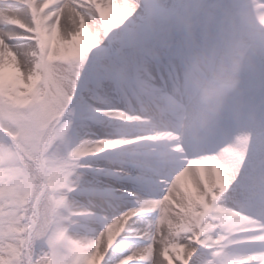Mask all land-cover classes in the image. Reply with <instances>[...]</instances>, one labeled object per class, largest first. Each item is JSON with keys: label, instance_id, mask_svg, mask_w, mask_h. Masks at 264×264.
I'll return each mask as SVG.
<instances>
[{"label": "snow or ice", "instance_id": "6c2138e0", "mask_svg": "<svg viewBox=\"0 0 264 264\" xmlns=\"http://www.w3.org/2000/svg\"><path fill=\"white\" fill-rule=\"evenodd\" d=\"M0 264H264V0H0Z\"/></svg>", "mask_w": 264, "mask_h": 264}]
</instances>
